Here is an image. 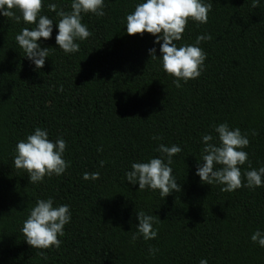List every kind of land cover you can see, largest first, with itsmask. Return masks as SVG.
I'll use <instances>...</instances> for the list:
<instances>
[{
  "label": "trees",
  "instance_id": "16d2710c",
  "mask_svg": "<svg viewBox=\"0 0 264 264\" xmlns=\"http://www.w3.org/2000/svg\"><path fill=\"white\" fill-rule=\"evenodd\" d=\"M144 2L104 0L103 17L82 14L92 35L66 54L55 41L60 17L48 4L70 12L72 0H43L40 15L53 21V31L38 41L49 48L42 69L15 39L36 25L15 9L19 23L0 14V264H264V248L251 241L257 230L264 234V185L226 193L196 175L203 136L219 144L214 129L222 123L250 141L242 179L264 167V0L257 8L252 0H203L212 4L207 23L189 20L174 42L206 53L201 75L181 80V88L162 70L156 37L127 34L126 16ZM201 35L212 39L196 45ZM37 127L53 143L65 140L70 166L33 184L14 156ZM160 144L182 149L170 165L181 191L165 198L159 190L138 191L125 176L133 163L162 158ZM95 172L99 179H83ZM48 198L54 207L69 205L71 220L60 248L43 250L45 258L21 229L37 200ZM139 211L155 217V239H132Z\"/></svg>",
  "mask_w": 264,
  "mask_h": 264
},
{
  "label": "clouds",
  "instance_id": "9594fccd",
  "mask_svg": "<svg viewBox=\"0 0 264 264\" xmlns=\"http://www.w3.org/2000/svg\"><path fill=\"white\" fill-rule=\"evenodd\" d=\"M70 7L71 11L65 12L63 9L58 10L55 3L48 4V9L56 12L60 17L55 41L59 49L66 54L78 52L80 46L76 41L86 40L92 35L87 26L81 22L82 14L92 13L98 17L105 15L104 0H72ZM252 7H259V0H252ZM42 8L43 0H0V14L4 17L19 23L22 15L25 24L36 25L32 30L24 28L15 37L24 56L35 65L36 69L44 67L45 59L49 55V48H41L38 41L41 38L50 39L53 31V21L47 16L40 15ZM14 9L21 15H16ZM211 9L212 4L204 3L203 0H146L138 4L134 12L126 16V31L130 36L149 33L156 37L154 43L160 44L162 70L174 77L173 83L177 88H181V80L187 82L201 75L206 53L198 46L177 47L174 42L181 40L189 20L206 24ZM211 39V35L198 36L196 45ZM155 53V48L149 49L151 58L157 57ZM60 90H63L62 86ZM214 130L218 134L219 144L212 142L211 134L203 136L202 163L198 165L196 172L201 183L223 185L220 190L226 193L234 192L241 187L254 190L264 185V179H262L264 167L246 171L242 179L239 166L248 162V153L242 150L249 146L250 141L247 136L242 135L239 128L230 129L227 123L219 124ZM153 139L159 140L162 137L154 136ZM66 147L64 139H57L53 143L48 139L47 131L37 127L26 140L17 143L14 166L16 169L24 170L29 177V182L33 184L42 182L45 176H60L70 166V162L63 159ZM156 150L162 154V158L133 163L131 170L127 171L125 176L131 184H139L138 191L159 190L161 198H165L173 191H181V186L175 180L170 165L173 163L172 157L179 154L182 149L177 145L169 147L160 144ZM163 156H166V163ZM104 163L100 161V166L103 167ZM248 166L251 168L250 162ZM99 177V172L83 175L86 181H94ZM137 217L139 224L136 226L137 230L133 233L132 239L135 241L141 236L145 241L155 239L158 235V229H153V224L156 223L155 217L143 211L137 212ZM70 220L69 205L54 207L52 198L39 199L30 209V214L23 222L21 231L27 244L41 250L38 254L45 256L43 250L52 247L60 248L62 241L58 237L65 234L64 227ZM251 241L264 248V234L261 231L254 232ZM156 252L158 249L149 248L150 255L155 256ZM200 264H207V260L201 259Z\"/></svg>",
  "mask_w": 264,
  "mask_h": 264
}]
</instances>
